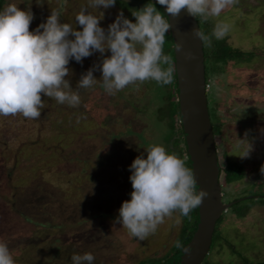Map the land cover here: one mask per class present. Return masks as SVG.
Instances as JSON below:
<instances>
[{"label":"rangeland","instance_id":"374dc122","mask_svg":"<svg viewBox=\"0 0 264 264\" xmlns=\"http://www.w3.org/2000/svg\"><path fill=\"white\" fill-rule=\"evenodd\" d=\"M9 3L32 11L30 31L46 22L52 9L60 10L61 22L82 30L75 16L89 0H5L3 7ZM89 11L103 14L100 26L105 30L120 12L135 21L116 4ZM208 21L213 28L217 21L230 24L228 35L218 41L246 55L218 62L212 72L207 66L208 107L213 122L221 124V149L244 170L243 178L221 185L222 201L228 203L248 190L264 194V0H239ZM100 60L96 52L82 64L70 61L66 79L74 90L81 75ZM93 75L99 80L102 73ZM78 91L81 105L76 108L42 97L45 107L39 119L0 116V240L16 264H72L74 253L85 252L94 255L93 264H137L164 257L178 234V213L142 241L115 223L122 202L131 198L129 166L138 155L146 158L145 148L157 143L186 154L178 133L168 134L156 119L164 89L137 84L108 95L98 81ZM135 98L138 111L128 104ZM250 146L249 156L242 157ZM217 158L222 165L218 153ZM247 202L253 205L246 217H234L227 208L215 226L244 261L264 264V199L240 204ZM206 256L217 264H246L223 240Z\"/></svg>","mask_w":264,"mask_h":264},{"label":"clouds","instance_id":"9594fccd","mask_svg":"<svg viewBox=\"0 0 264 264\" xmlns=\"http://www.w3.org/2000/svg\"><path fill=\"white\" fill-rule=\"evenodd\" d=\"M115 3L116 0H89L81 6L75 22L82 30L61 22L60 10L52 9L46 22L34 31H30L34 19L30 9L6 4L0 10V116L39 119L45 107L42 97L76 108L81 105L78 90L91 88L98 81L108 95L147 81L170 85L177 68L172 56L164 51L166 35L172 27L169 17H179L186 10L200 22H207L211 17L221 16L239 0H156L155 4L149 0L132 11L135 22L120 12L105 30L100 26L103 14L97 16L89 8L108 9ZM156 4L163 6L167 15ZM229 31L230 24L217 21L211 35L199 27L192 29V35L211 47L213 37L222 40ZM176 50L181 51L182 45L177 43ZM96 52L101 56L100 63L81 75L74 90L66 79L71 75L70 61L82 64ZM106 52L110 55L106 56ZM185 59L192 60V53H185ZM96 70L102 73L99 80L93 75ZM250 151L251 146L242 157H248ZM145 152L146 158L138 155L129 166L131 198L122 202L115 220L129 236L141 241L154 235L166 218L176 213L177 224L181 223L180 217L191 219L190 213L208 196L205 190L197 191V180L192 168L186 166V156L181 158L157 143L150 144ZM260 172L264 174V165ZM173 246L185 254L192 252L179 239ZM94 260L90 252L71 256L72 264H93ZM0 264H16L3 240H0Z\"/></svg>","mask_w":264,"mask_h":264},{"label":"water","instance_id":"95a60500","mask_svg":"<svg viewBox=\"0 0 264 264\" xmlns=\"http://www.w3.org/2000/svg\"><path fill=\"white\" fill-rule=\"evenodd\" d=\"M161 8L167 15L165 8ZM169 19L187 155L197 180V191L205 190L208 196L197 207V226L192 238L185 244L191 247V254L179 250L160 264H200L209 252L216 221L230 203L222 201L220 164L207 103L203 44L192 35V29L199 25L186 10H182L179 17L170 16ZM177 43L182 45L181 51L176 50ZM187 52L192 53V60L185 59Z\"/></svg>","mask_w":264,"mask_h":264},{"label":"trees","instance_id":"16d2710c","mask_svg":"<svg viewBox=\"0 0 264 264\" xmlns=\"http://www.w3.org/2000/svg\"><path fill=\"white\" fill-rule=\"evenodd\" d=\"M5 0H0V10L3 9V4ZM149 0H116V5L119 6L120 8L124 9L127 12H131L133 10L139 9L145 4H147ZM152 3H156V0H151ZM156 7L159 11L162 13L163 10L159 4H156ZM199 29L203 31L206 35H211L213 26L212 24L207 21V22H200L199 18H196ZM135 22V21H134ZM203 44V52H204V66H205V79L206 83L208 84L207 80V66L209 69L214 70L215 65H217L218 62L225 61L228 59H236L239 60L241 58H244L246 55L244 54V51L239 50L237 48H233L230 46H225L221 41L218 40H212V46L207 47L206 44L207 42H202ZM164 51L165 54L171 55L173 58V63L175 64V57H174V48H173V42H172V37H171V32L167 33L166 35V42L164 45ZM142 86H145L146 89L151 90L153 87L156 89H164L163 94L159 96L160 98V104H157L155 107V116L156 119L163 125V127L168 130V134L170 132L173 133H178L179 136V141L184 145L186 149V143L185 139L183 136V129H182V124H181V116H180V108H179V101H178V87H177V79H176V73L174 74V80L173 83L170 85H158L154 81H147L142 83ZM157 91V90H156ZM137 98L135 99H130L128 100V104L131 106H134L136 109L135 111H138L137 109ZM208 103V100H207ZM209 115H210V120L212 124V131L214 138H218L217 141H215V146L217 148V153L219 156L222 158L223 164L220 165V170H219V182L220 184L223 185H228L232 183L235 180L241 179L244 176V170L242 165L236 161L235 159H231L224 151L221 149L220 146V141L222 140L220 138V132H221V124L218 122H213V117H212V112H210V109L208 107ZM221 139V140H220ZM185 156L187 157L186 160V166L190 167V162L188 159L187 155V150ZM181 156V158L185 157ZM191 168V167H190ZM74 168L69 166L67 170L71 172ZM74 172V171H73ZM58 175V174H56ZM71 177V176H70ZM61 179L59 178L56 179L55 181H60ZM68 183H71L70 178L67 177ZM255 199V198H262L264 199V194H258L256 192H252L248 190V193L246 195H243L241 197H237L233 199L232 201H229L230 203L228 207V211L231 215L237 218H243L246 217L253 204H250L249 202L240 204L241 201L250 199ZM226 212V211H225ZM223 214V213H222ZM222 214L220 218L217 220L218 222L220 221ZM191 219H188L187 217H181V223L180 227L178 230V234L176 237V240L179 239L184 245L190 241L192 238L194 231L197 226V208L194 209L190 213ZM216 221V223H217ZM216 225V224H215ZM224 241L225 244L230 248L232 253L239 255L242 261H244V258L241 256V253H239L238 250H236L235 246L228 241L227 239H223L221 233H219L218 228H214L213 236H212V242L210 248L213 249L217 244L218 241ZM215 246L212 248V246ZM209 249V250H211ZM180 249L175 248L173 245L171 246L170 252L165 255L162 258H149L146 260H141L137 264H160L163 261L169 259L171 256H173L176 252H178ZM246 264H248L247 260L244 261ZM200 264H217L213 262L210 257L205 256V258L202 260Z\"/></svg>","mask_w":264,"mask_h":264}]
</instances>
